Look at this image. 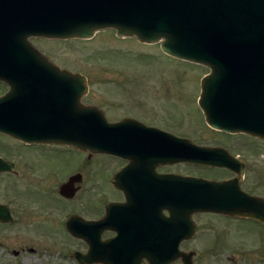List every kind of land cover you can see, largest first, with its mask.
<instances>
[{"label":"water","instance_id":"water-1","mask_svg":"<svg viewBox=\"0 0 264 264\" xmlns=\"http://www.w3.org/2000/svg\"><path fill=\"white\" fill-rule=\"evenodd\" d=\"M24 28L26 32L20 37ZM105 29L116 30L121 38L136 37L141 43H159L168 56L210 69L211 74L201 82L199 100L208 124L225 132L245 130L264 138V108L260 122L255 120L253 124L231 123L226 115L227 88L233 87L232 93L237 95L240 88L253 86L257 91L258 87L264 101V0H0V51L3 53L15 41L4 55L9 56L19 80L10 82L12 91L0 99V106L13 101L18 115L12 112L15 119L0 123V131L27 142L63 143L131 158L132 123L111 124L99 108L84 106L82 98L88 93L85 77L60 71L26 42L22 51H26L24 57L31 58L21 60L22 52L15 50L21 40L31 35L92 39ZM40 71L56 74L43 75ZM49 77L56 79L45 88L44 80ZM150 137L145 136L147 153ZM151 140L156 143L161 138L152 136ZM163 140L165 154L153 157V162L147 164L154 166L159 160L221 167L228 164V159L217 149L200 148L170 134H165ZM146 158L150 159L151 155ZM140 162L147 165L143 160ZM129 168L126 167L124 174ZM234 185L185 178L184 215L169 221L160 219L159 232L153 226L150 237L152 240L175 237L177 234L162 233L168 229L167 224L170 231L181 230L180 241L191 239L197 232L191 219L194 212H221L264 223V199L239 191ZM64 191L66 187L62 188V194ZM8 216L10 212L0 208V220L9 221ZM171 246L153 242L149 251L136 254L146 256L150 264H172L179 258L185 264H192L195 253L180 252L178 242ZM91 247L87 255H76L81 264H89V258L96 256L97 246L91 244Z\"/></svg>","mask_w":264,"mask_h":264},{"label":"flooded vegetation","instance_id":"flooded-vegetation-1","mask_svg":"<svg viewBox=\"0 0 264 264\" xmlns=\"http://www.w3.org/2000/svg\"><path fill=\"white\" fill-rule=\"evenodd\" d=\"M24 33L25 31L22 30L20 37ZM39 41L47 44L55 42L70 43L71 39H53L31 35L27 40L23 39L19 42V48L22 52L20 59L24 60L26 57H24L26 51H22V47L25 46L26 42L34 50L37 49L46 58L47 62L54 67L57 66L61 71H68L70 74L73 73L69 68L53 62L49 52H46L37 45ZM28 57L31 58V56ZM19 62L21 61L19 60ZM11 66L13 64H9L8 56H2L0 54V99L6 97L12 91L10 82L13 81L8 77ZM23 69L22 71L24 72ZM40 72L43 75L49 76L56 74L54 71ZM33 74H35V71ZM55 79L51 77L45 78L44 87H50ZM21 82H24L23 77H21ZM232 89L233 87H230L226 90V102L228 106V113H226L227 120L231 123L244 122L247 124H253L255 120H257V123L260 122L261 114H263L264 101L261 100L258 87L257 91L253 86H246L243 90L240 88V93L237 95L232 93L234 91ZM228 91L230 92L228 93ZM88 95L89 93L82 100L84 104V100ZM17 98L18 101L19 96ZM198 100L196 103L197 106ZM14 106L13 101L0 106V117L6 119H1L0 123L4 121V123H10L11 120L15 119L13 113H17L18 115V112H15ZM98 108L102 110L106 116V120L110 123L117 124L127 121L132 123V127L129 129V134L132 137L131 158L125 159L102 152L79 149L63 143L27 142L0 131L1 180L8 181L10 179L12 182L9 180L7 182L8 184L16 182L20 186L26 184L38 185L40 183L42 185L43 182L45 185L50 183H48L49 180L54 181L59 187V195L63 199L80 203L81 206L78 211L72 212L68 217L61 218L59 222L61 231L71 236L73 238L72 242L77 245L76 247H80L76 248L72 254V257L78 264L81 263L76 259V255H87L92 248L91 244L97 246L98 252L96 256L89 258V264H150V261L142 254L152 248L153 242L156 244L166 242L169 245L172 244V246L178 242L180 252L194 253V251L187 250V248L199 237L201 227L197 220L204 216L216 217L222 223L229 224V226L235 225L234 234L237 237L248 227H251L252 230L250 233L253 235L251 237L252 240L259 242L264 240V223L221 212L192 213L191 218L197 226V233L189 240L183 239L180 241L178 235L179 233L181 234V230L175 229L170 231L167 224L166 227L168 229L162 230V233L167 236L169 234L173 236L177 234L175 237L170 238V236H165V238L156 240H152L153 238L150 237L153 226L157 229L154 231L159 232L158 229L160 225L162 226L160 219L163 218L165 221H169L174 216L179 217L184 215L185 207L182 198L185 178H189V181L193 182L197 179H203L217 183H233L235 184L234 186H238L239 191L264 199V192L260 190L262 186L259 185L260 182L264 181V173L260 171L264 167L258 165L257 161L254 160L255 158H252L256 156L257 151H249L254 150L248 149L249 147L243 148L246 147L249 141L254 143H258V141L264 142L263 138L245 130L226 132L217 130L210 127L206 123L205 118H203L205 127L222 136L225 142L224 144H200L190 135L181 134L169 129L168 126L163 125L159 117H155L158 121L155 122L156 119L149 121L147 118L138 116L140 113H149L139 110L140 113H133L132 116L112 119L113 116L111 118L109 112L104 108L101 106H98ZM149 115L154 117L153 114ZM165 123L168 125L167 122ZM194 125L199 124L197 122ZM150 134L161 138V140L153 143ZM165 134H171L178 139L188 140L193 145L199 147L217 149L218 153L224 154L228 159V164L227 166L224 165L221 167L206 166L195 162L170 163L166 160H159L153 166L149 164L153 162V157L165 154L164 152H166L164 150L165 143L163 140ZM146 135L150 137V146H147L149 149L148 153L144 145ZM66 155H72L74 159L70 161ZM147 155H151V158L147 159ZM141 157L145 158L140 159ZM105 158L111 159L113 164H105ZM140 160H143L145 164L147 162L149 163L143 165L140 164ZM40 162L43 164L41 167H39ZM128 166L130 167L129 172L124 174ZM185 167L191 170L185 171ZM106 185L115 192L116 199L108 207L105 215L104 207L102 208L100 204ZM64 187H66V191L62 194V188ZM0 195L2 196V199H0V208L10 212V217L8 216L10 220H0V225L13 224L16 221L15 210L10 204L4 202V197L7 195L4 196L1 193ZM91 198L95 200L91 201ZM95 201L97 202L99 210L93 214V203ZM111 207H113L112 210ZM153 220L155 223H153ZM18 223L20 225L23 222L19 219ZM31 230L33 229L30 228ZM227 234H229V227L223 233L214 234V236L211 235L212 241L207 247L213 251L229 249L231 243L230 241L228 243L225 241ZM220 236L222 238H219ZM138 252L142 254H136ZM195 258L194 255L192 264H196L194 262ZM85 264H88V262ZM172 264H185V262L183 258H179Z\"/></svg>","mask_w":264,"mask_h":264},{"label":"rangeland","instance_id":"rangeland-1","mask_svg":"<svg viewBox=\"0 0 264 264\" xmlns=\"http://www.w3.org/2000/svg\"><path fill=\"white\" fill-rule=\"evenodd\" d=\"M37 45L48 51L56 64L86 76L90 92L85 104L101 106L112 119L143 111L154 117L145 113L139 117L156 119L155 122L159 117L169 129L190 135L200 144H224L222 136L205 127L204 116L196 104L201 82L211 74L208 68L166 55L159 43L145 44L135 37L122 39L113 29L100 30L91 40L50 44L39 41ZM197 122L199 125H194ZM249 142L243 148L257 151L252 158L264 167V142ZM66 156L70 161L74 159L72 155ZM104 161L113 164L109 158ZM42 165L40 162L39 167ZM260 171L264 173V168ZM8 181H0V193L7 195L4 202L14 208L16 221L0 225V264H78L72 254L80 247L61 231L59 222L78 211L80 203L63 199L54 181L23 186ZM259 185L264 192V181ZM115 199V192L106 185L100 204L105 215ZM93 204L95 214L99 209L96 201ZM17 218L23 223L19 225ZM197 221L200 235L187 248L194 251L196 264H264V240H252L251 227L237 237L235 225L229 226L216 217L204 216ZM228 227L230 235H226L225 241H230V248L224 251L208 248L211 235L223 233Z\"/></svg>","mask_w":264,"mask_h":264},{"label":"bare ground","instance_id":"bare-ground-1","mask_svg":"<svg viewBox=\"0 0 264 264\" xmlns=\"http://www.w3.org/2000/svg\"><path fill=\"white\" fill-rule=\"evenodd\" d=\"M122 39H125V37H123Z\"/></svg>","mask_w":264,"mask_h":264}]
</instances>
